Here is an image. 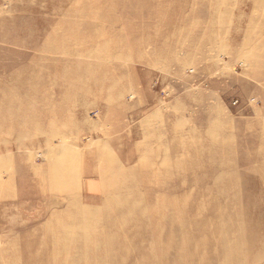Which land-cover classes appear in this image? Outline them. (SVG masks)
Listing matches in <instances>:
<instances>
[{
	"label": "rangeland",
	"instance_id": "1",
	"mask_svg": "<svg viewBox=\"0 0 264 264\" xmlns=\"http://www.w3.org/2000/svg\"><path fill=\"white\" fill-rule=\"evenodd\" d=\"M0 264H264V0H0Z\"/></svg>",
	"mask_w": 264,
	"mask_h": 264
},
{
	"label": "built area",
	"instance_id": "2",
	"mask_svg": "<svg viewBox=\"0 0 264 264\" xmlns=\"http://www.w3.org/2000/svg\"><path fill=\"white\" fill-rule=\"evenodd\" d=\"M237 103V101L234 102V104Z\"/></svg>",
	"mask_w": 264,
	"mask_h": 264
}]
</instances>
